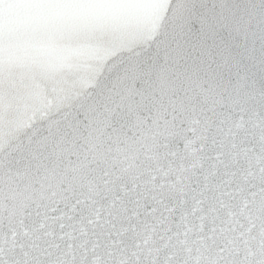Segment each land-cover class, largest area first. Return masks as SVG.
<instances>
[{
    "label": "snow or ice",
    "instance_id": "6c2138e0",
    "mask_svg": "<svg viewBox=\"0 0 264 264\" xmlns=\"http://www.w3.org/2000/svg\"><path fill=\"white\" fill-rule=\"evenodd\" d=\"M0 264H264V0H0Z\"/></svg>",
    "mask_w": 264,
    "mask_h": 264
}]
</instances>
